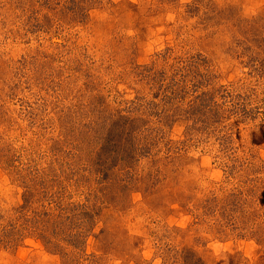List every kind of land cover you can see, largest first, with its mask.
Instances as JSON below:
<instances>
[{
  "label": "rangeland",
  "instance_id": "rangeland-1",
  "mask_svg": "<svg viewBox=\"0 0 264 264\" xmlns=\"http://www.w3.org/2000/svg\"><path fill=\"white\" fill-rule=\"evenodd\" d=\"M264 264V0H0V264Z\"/></svg>",
  "mask_w": 264,
  "mask_h": 264
},
{
  "label": "trees",
  "instance_id": "trees-1",
  "mask_svg": "<svg viewBox=\"0 0 264 264\" xmlns=\"http://www.w3.org/2000/svg\"><path fill=\"white\" fill-rule=\"evenodd\" d=\"M181 264H183V263H181Z\"/></svg>",
  "mask_w": 264,
  "mask_h": 264
}]
</instances>
